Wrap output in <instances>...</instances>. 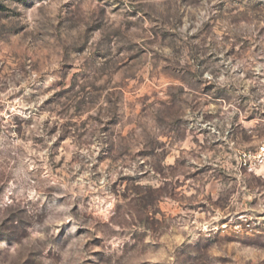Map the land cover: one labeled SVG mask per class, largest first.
<instances>
[{
	"label": "clouds",
	"instance_id": "9594fccd",
	"mask_svg": "<svg viewBox=\"0 0 264 264\" xmlns=\"http://www.w3.org/2000/svg\"><path fill=\"white\" fill-rule=\"evenodd\" d=\"M0 264H264V0H0Z\"/></svg>",
	"mask_w": 264,
	"mask_h": 264
}]
</instances>
